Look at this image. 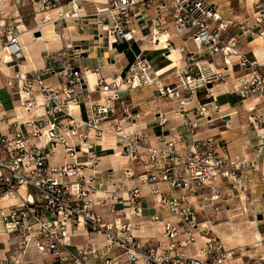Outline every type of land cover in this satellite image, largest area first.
Returning <instances> with one entry per match:
<instances>
[{
    "label": "built area",
    "instance_id": "2783aa9c",
    "mask_svg": "<svg viewBox=\"0 0 264 264\" xmlns=\"http://www.w3.org/2000/svg\"><path fill=\"white\" fill-rule=\"evenodd\" d=\"M12 1H26L40 12L57 11L58 17L51 22L57 28L62 20L71 19L79 23L80 30L85 25L95 26L97 34L108 36L117 46L126 44L131 48L133 43L144 42L122 75L109 80L98 77L92 85L86 76L88 70L79 63L83 52L72 45L45 51L42 68L18 74L6 82L8 87L13 81L18 82V99L26 110L36 109L37 105L43 109L42 114L26 122L16 121L13 133L0 134V219L5 233L18 238L16 251L25 255L34 250L51 257L54 264H94L92 259L96 257H101V264H230L233 251L226 249L216 236L205 237L211 229L207 221H197L194 199L200 197L203 209L219 198L222 182L249 179L250 171L264 181V168L258 167L256 159L232 156L223 141L209 136L196 140L193 149L181 150L174 139L156 136L151 141L143 132L126 129L135 123L139 113L117 93L122 87L129 91L151 88L155 95L174 103L177 113L185 118L186 105L197 92L209 91L208 84L212 87L224 81L225 73L236 66L238 75L231 83L234 94L241 100L264 96V75L259 65L238 51L236 37L224 35L231 26L264 38V1L257 0L253 14L240 22L223 19L214 4L203 0H168L170 5L161 2L148 19L140 9L145 0L92 2L90 14L83 10L82 0ZM64 6L68 7L65 13ZM168 17L174 36L187 37L195 50L190 51L185 45L173 48L183 65H175L172 73L162 77L165 72L153 70L145 53L148 45L160 43L168 28ZM42 26H37L32 34L39 31L42 36ZM61 29L60 32L64 30ZM19 34L18 27L0 23L2 63L25 59ZM165 42L166 47L161 50L170 53L167 39ZM203 52L218 61V69L203 63ZM94 73L98 75V69ZM172 75L175 80L166 83ZM46 76H57L63 81L48 85L44 82ZM34 88L40 95L39 104L32 95ZM209 97L212 100L198 102L194 112L204 124L216 120L210 109L218 106L214 96ZM186 123L191 129L199 126L189 119ZM251 124L257 132L256 151L264 159V116H252ZM107 129L127 160L141 164L138 174L133 165L125 170L126 178L135 179L129 188L111 177L105 181L97 168L98 159L105 152L101 141ZM162 183L168 190L182 193L173 195L159 187ZM144 187H149L155 196V205L175 218L163 222L164 241L137 240L138 231L145 226L140 219ZM117 204L123 205L122 210L116 208ZM96 207L112 215V220L105 221ZM161 220L160 214L149 218L151 223ZM202 232L205 240L192 252L191 245ZM94 233L103 235L102 248L92 240ZM90 234L83 244L70 243L74 236ZM118 248L122 250L120 255L114 254ZM11 261L18 260L6 257L2 264Z\"/></svg>",
    "mask_w": 264,
    "mask_h": 264
},
{
    "label": "crops",
    "instance_id": "0c3cea01",
    "mask_svg": "<svg viewBox=\"0 0 264 264\" xmlns=\"http://www.w3.org/2000/svg\"><path fill=\"white\" fill-rule=\"evenodd\" d=\"M5 0H0V8L4 6ZM109 0H82V7L91 8V13L93 12L94 4L103 3ZM138 1V0H137ZM207 4H214L218 14L228 21L240 22L246 19V16H251L254 10V5L256 0H203ZM164 0H145L143 5L140 6L142 14L145 18H151L154 15L155 7ZM88 6V7H87ZM64 9H68L64 6ZM87 12V11H86ZM90 14V13H89ZM248 18V17H247ZM6 22V16H0V23ZM10 24V23H9ZM75 24V23H74ZM76 25V24H75ZM264 26V25H263ZM167 27H170V22L167 20ZM68 28V27H67ZM66 28V29H67ZM65 29V28H64ZM20 32V29H18ZM145 33V32H144ZM225 37H236L239 41L238 51L240 53L246 54L250 59H253L259 65V70L264 75V38L251 33L241 32L237 27L229 26L225 31ZM71 36V37H70ZM69 37H64L63 42H59V48L62 46H79L82 50V55L79 59L81 67H84L88 72L86 76L94 74V79H90L89 82H95L98 77H103L105 79H111L113 77H118L123 74L124 69L129 64V59L125 57L124 52L119 53L116 49L112 48V39L106 35L100 36L97 34L96 27L93 25H85L83 29L77 32L75 35H70ZM61 38V37H60ZM68 38V39H67ZM43 39V33L41 38L34 39L33 36L25 38L23 35L19 34V41L24 48L25 59L23 60V65L19 63L4 64L0 61V134H11L15 129V122H26L28 119L35 117L37 114H42L43 109L41 106L36 107V109H31L26 111L21 105H14L13 98H18V82L13 81V85L8 87L6 82L8 79L17 76L18 74H28L33 70H38L43 67V58L41 54L46 50L38 49L34 46L37 40ZM69 40V43L67 42ZM164 41V37L161 39ZM78 42L79 45H74L73 43ZM161 42V41H160ZM175 42V47L180 45H185V47L194 51L190 48L192 44L191 40L187 37H176L172 39V43ZM134 44V43H133ZM131 48H126L132 54H137ZM159 44V43H158ZM157 44V45H158ZM194 46V45H193ZM58 48V49H59ZM163 47H158L160 49ZM57 49V50H58ZM151 50V49H149ZM149 50L147 52H149ZM145 53V55L147 54ZM172 54H170L171 56ZM203 63L209 64L212 68L218 69V61L213 60L210 56L203 52ZM175 65H161L158 69L160 73L169 72L173 70ZM98 69V75H95V70ZM238 75L237 67L234 66L231 70L225 73L224 81L209 88V91H199L194 99L186 105L187 113L186 117L183 118L177 113L176 105L172 102L167 101L164 98L154 96L153 89L151 88H140L134 90H122L120 95H122L130 104L133 111L139 113V118L134 124H128L126 129L133 130L136 132H143V134L148 135L151 141L156 140V136L165 139H174L177 147L181 150L193 149V145L196 140L204 137H212L217 141H223L229 151L233 155L243 156L249 160L256 159L258 167L264 168V159L261 153L256 151V146L258 145L257 132L253 129L251 124L252 116H264V96H259L254 100L246 99L241 100L238 95H235L231 83L233 79ZM62 79L57 76H46L44 77L45 84L48 85H59L62 83ZM14 90V91H12ZM22 96H25L22 94ZM213 95L215 98V104L218 106L216 110L211 108L212 115L216 118L213 124H204L203 119H198L195 112V107L198 102H209ZM32 95H35L36 102L39 104L41 102L40 95L38 91L34 88ZM94 97H97L95 94ZM203 99V101H202ZM19 100V99H18ZM163 104L158 106V102ZM84 115V112H82ZM160 114V116H159ZM158 115V116H157ZM85 116V115H84ZM223 120H220V118ZM165 120L164 123H160V120ZM191 122H197L198 127L190 128L187 125V120ZM224 121H227V125H224ZM111 142V136L105 135L101 143L103 147ZM162 144V141H159ZM111 145V144H109ZM116 148V147H115ZM105 152H103L98 161L97 168L102 171V177L113 178L115 181H120L121 184L129 188L135 183V179L126 178L125 170L133 165L127 159L121 162L117 158L118 153L115 152L114 146H105ZM109 150L108 152H106ZM113 150L114 153L110 151ZM120 162V163H119ZM125 163V164H124ZM134 166V165H133ZM135 173L138 174L141 171V167L134 166ZM249 179H244L249 183V188H262L264 189V181L258 178L256 172L250 171ZM230 184L242 183V179H236ZM159 187L163 190H168L164 183L160 184ZM143 194V211L140 219L143 220L145 226H151L149 218L153 214L162 215L161 222H158L162 231V225L165 221L175 220L174 216L170 215L169 212L164 208L157 207L155 196L151 193L149 187L141 188ZM173 195L181 194L179 190H168ZM264 191V190H263ZM242 192V190L240 191ZM97 194H100L98 192ZM236 195V194H235ZM116 208L122 210L123 205L117 204ZM96 209L102 214L105 221H111L112 215L106 214L103 208L96 207ZM263 215L264 221V213ZM136 218H131V220ZM123 221H126L123 219ZM157 225V226H158ZM152 228L145 227L144 230L138 231V239L140 242L145 240H151L155 242L156 238L152 232ZM258 236L264 242V232H258ZM91 237L90 235H78L70 238V243L72 245H80L85 243V241ZM92 240L97 241L99 248H102L103 235L100 233L92 234ZM19 242L16 236L9 237L5 231L3 223L0 219V264L6 257H10L13 260H18L17 263L11 261V264H54L53 259L48 255H42L34 250H30L27 254L22 255L21 251H16V244ZM204 242V241H203ZM202 245V244H201ZM199 245V246H201ZM192 247V246H191ZM195 248H191L192 252H195ZM13 250L12 252L9 250ZM259 249V248H258ZM103 252V249L99 250ZM121 249L118 248L114 251V254L120 255ZM261 263L264 264V245L261 251ZM122 259V256L120 257ZM247 264L244 260V254L240 256L233 257L229 260L230 264ZM94 264H101V257H96L92 259Z\"/></svg>",
    "mask_w": 264,
    "mask_h": 264
},
{
    "label": "rangeland",
    "instance_id": "374dc122",
    "mask_svg": "<svg viewBox=\"0 0 264 264\" xmlns=\"http://www.w3.org/2000/svg\"><path fill=\"white\" fill-rule=\"evenodd\" d=\"M164 1L169 4L168 0ZM3 3L4 6L0 8V16H6V22L18 27V29H20L19 33L23 35V37L28 38L33 36L32 32L37 29V26L43 25L40 28L43 33V39L37 40L36 44H34V46L38 49L49 52L56 51L59 48V42H63L64 37H69L70 35L73 36L80 31V26L78 25L79 23L71 19L62 20V22L59 24V28L54 27L51 22L58 17L57 11H52L49 13L40 12L26 1L23 2V4H17L12 0H5ZM90 9L91 8H85V12L87 11V14L91 13ZM63 11L65 13V9H63ZM38 14L43 15L39 16ZM247 17L249 16H246L245 18ZM42 18L47 19L42 20ZM166 20L171 21V18L168 17ZM61 28L65 29L60 32L62 30ZM162 37H164V40L167 39L171 49L175 48L176 44L175 42L172 43V39L176 38L177 36H174L170 27L166 29V33L163 34ZM67 42L69 43V40H67ZM73 44L79 45L78 42ZM143 45L144 42L143 44L139 42L137 45V50L139 51V47H143ZM147 48L151 49L149 52H147L146 58L150 61L153 70H158L161 65H183L182 60H180L179 54L177 52H174L170 56L168 50H161V48L156 50L154 45H148ZM190 48L194 49L193 44H190ZM44 53L45 52L41 54L42 58ZM129 54L131 55L129 51H124L126 58L129 57ZM167 56H169L170 60H168ZM19 64L23 65L24 63L23 61H19ZM172 72L173 70H169V72L163 74L162 77ZM174 80V75H172L170 76L169 80L165 81L168 83ZM154 96L158 98L157 95L154 94ZM13 103L14 105L20 106V101L16 97L13 98ZM161 104H163V100H161V103L158 102V106ZM26 111L30 110L28 109ZM126 132L129 131L127 130ZM109 144L114 146V149H116L115 152L118 153L117 158L122 157L119 160L124 162L127 158L121 151L120 145L115 144V139L113 136L111 137V142ZM109 144L105 146H111ZM108 151L109 150L106 152ZM110 152L114 153L113 150ZM133 165L141 167V164H139L137 161H134ZM138 173H140V171ZM245 180H242V183H235L234 185L230 184L228 181L222 182V184L219 185L221 192L219 198L213 201L211 204H206L203 209H200V197L197 196L194 199L195 208L197 210L195 215L197 217V221H207L206 223L211 229L209 234L205 235V237L216 236L226 249L233 251V257L244 254V260L247 261V264H260V258L262 255L261 251L263 250L264 242L258 236V232H264V221L262 219L263 215H260L264 213V189H262L263 187H254L250 189L249 183ZM241 190L242 192H240ZM150 225L151 226H144L142 230H144L145 227H151L153 230L152 232L155 235L154 237L157 240L164 241V236L160 225H158V223H150ZM204 240L203 232L198 234L196 236L195 244H192L191 248H195L194 246L199 248V245L203 244ZM239 262L242 264L241 261Z\"/></svg>",
    "mask_w": 264,
    "mask_h": 264
},
{
    "label": "bare ground",
    "instance_id": "6f19581e",
    "mask_svg": "<svg viewBox=\"0 0 264 264\" xmlns=\"http://www.w3.org/2000/svg\"><path fill=\"white\" fill-rule=\"evenodd\" d=\"M39 16L40 15H43V14H38ZM163 38V37H162ZM161 38V39H162ZM158 44V43H157ZM157 44H155V48L157 49V46L158 47H163V48H165L166 47V42H165V46H164V41L163 40H161V42L157 45ZM174 52H177L176 50H174V49H172V51L170 52V54H173ZM178 53V52H177ZM168 59H169V56H168ZM89 77H90V79H94L95 77H94V75L92 74V75H89L88 76V81H89ZM90 83V82H89ZM92 83H94V81L93 82H91L90 84H92ZM122 90H127L126 89V87H122L121 88V90H119L118 91V95H120V92L122 91ZM26 96V95H25ZM21 105V104H20ZM25 110H26V108L23 106V105H21ZM73 109H75L74 107H72ZM108 131L106 132V134L105 135H110L111 137L113 136L112 134H111V132L109 131V129H107Z\"/></svg>",
    "mask_w": 264,
    "mask_h": 264
},
{
    "label": "trees",
    "instance_id": "16d2710c",
    "mask_svg": "<svg viewBox=\"0 0 264 264\" xmlns=\"http://www.w3.org/2000/svg\"><path fill=\"white\" fill-rule=\"evenodd\" d=\"M126 48H127V45L126 44H122V45H119L118 47H117V51L119 52V53H122V52H124V51H126ZM132 49L136 52V53H138V50H137V47L136 46H132ZM132 56V54L130 55L129 54V57H127L128 59H129V64H128V66L132 63V61H133V57H131ZM127 66V67H128ZM126 67V68H127ZM125 68V69H126ZM125 69H124V71H125ZM123 71V72H124ZM198 93V92H197ZM202 101H203V99H202Z\"/></svg>",
    "mask_w": 264,
    "mask_h": 264
},
{
    "label": "water",
    "instance_id": "95a60500",
    "mask_svg": "<svg viewBox=\"0 0 264 264\" xmlns=\"http://www.w3.org/2000/svg\"><path fill=\"white\" fill-rule=\"evenodd\" d=\"M33 36H34L35 38L40 37V32L37 31V32L33 33ZM133 45H135V44H133ZM116 47H117V43L114 42V43L112 44V48H113V49H116ZM210 87H211V85L208 84V85H207V88H210ZM259 217H260V216H259Z\"/></svg>",
    "mask_w": 264,
    "mask_h": 264
}]
</instances>
